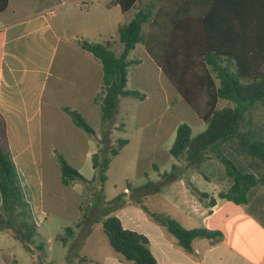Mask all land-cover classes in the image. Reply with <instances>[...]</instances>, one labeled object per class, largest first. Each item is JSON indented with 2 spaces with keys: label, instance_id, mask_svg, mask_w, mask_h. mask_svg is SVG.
Returning a JSON list of instances; mask_svg holds the SVG:
<instances>
[{
  "label": "crops",
  "instance_id": "obj_1",
  "mask_svg": "<svg viewBox=\"0 0 264 264\" xmlns=\"http://www.w3.org/2000/svg\"><path fill=\"white\" fill-rule=\"evenodd\" d=\"M258 1L261 3L263 0H246V3L257 4ZM211 2L138 0L136 7L125 13L119 5L114 4V0H0V116L5 127L3 145L15 163L38 229L48 219L47 202L53 204L55 199L59 200L60 193L55 186L58 188L62 184L57 160L60 148L67 150L66 154L60 155L87 180H91L94 176L92 156L99 147L107 148L117 140L124 139L128 143L114 159L132 149L139 150L140 159L141 151L146 147L152 149L154 154L158 147L169 150L178 126L186 123L184 118L171 114L172 119L162 115L153 123L141 124L140 117L155 106L157 97L132 86L128 89L144 94V99L121 98L110 133L102 138L101 109L95 98L102 88L103 66L82 48L81 42H110L119 55L123 49L118 39L119 26L131 21L140 10L151 8L152 21L159 19L155 38L164 40V45L173 30V38L180 41L171 42L180 44L184 52L205 50L208 43L204 38L211 40L215 50L236 51V29L231 30L229 24L226 31L221 30V15L209 13ZM245 19L248 22L245 34L249 38L260 37V41L264 34L263 16L250 15ZM148 29L149 24H145L144 32L147 33ZM246 46L247 51L263 50L262 43L259 46L255 43ZM136 52L141 53L144 59L134 58L140 60L135 67L140 69L148 61L166 79L169 88H164L165 102L169 104L172 98L175 110L180 112L187 109L197 115L148 54L145 46L137 44L132 53ZM135 101L140 104L135 105ZM64 107L80 112L88 123L92 117L96 119V136H89L78 128L63 111ZM99 140L102 141L101 145H98ZM87 162H91L90 175L84 172ZM137 163L132 162L133 165ZM110 168L111 165L107 172L108 180ZM218 183L213 193H207L208 198L194 200L192 207L203 218L205 226L220 231L222 238L196 239L191 252L179 246L160 228L154 226L147 231V223L142 220L140 209L132 210L133 214H138L135 226L127 227L120 220L125 228L148 237L158 264H264V185L254 189L255 200L250 199L246 205H236L218 198V194L226 192L231 183L227 188L219 180ZM124 192L127 193L126 190ZM212 198L215 201L213 206L209 205ZM1 202L0 194V206ZM94 209L90 206V210ZM90 215L91 211L87 229L100 227V218H90ZM210 222H213V227H210ZM128 226H131L130 223ZM83 229L85 226L79 229L82 236L80 247L86 239ZM0 233L9 235L7 232ZM0 250L9 252L10 248L1 246ZM86 257L89 258L88 262L102 264L97 257ZM74 258L71 253L67 254L66 264H71ZM74 260L78 261L77 258ZM46 261L55 264L52 259L46 258ZM104 262L127 264L115 256ZM0 264H4L1 258Z\"/></svg>",
  "mask_w": 264,
  "mask_h": 264
},
{
  "label": "trees",
  "instance_id": "obj_2",
  "mask_svg": "<svg viewBox=\"0 0 264 264\" xmlns=\"http://www.w3.org/2000/svg\"><path fill=\"white\" fill-rule=\"evenodd\" d=\"M137 2L138 0H114V4L119 5L125 13L135 8ZM209 9V13L221 15V30L226 31L229 24L231 30L236 29V51L215 50L211 40L204 38L208 43L205 50L184 52L180 44L171 42L180 41L173 38V30L164 45V40L162 42L155 38L159 19L152 21L151 8L140 10L131 21L119 26L118 39L123 47L119 55L110 42L83 41L81 46L103 66V84L95 98L101 109L102 138H106L110 133V126L118 112L121 98L144 99V94L127 88L130 69L140 64V60L131 58V53L137 44H143L179 95L207 126L205 131L193 137L189 124L179 125L175 140L169 149L170 155L178 161L185 160L196 167L207 155H210L208 159L219 160L231 181V186L226 192H220L218 198L236 205H246L249 204L254 189L260 184L264 185V128L258 124L253 114L259 107L264 109V34L260 41V37L249 38L244 32L248 23L245 18L261 14L264 32V0L261 3L258 1L257 4L246 3V0H212ZM145 24H149L147 33L143 30ZM254 43L258 46L262 43L263 50L247 51L246 45ZM222 102L226 103L225 106H220ZM63 111L78 128L89 136H96V130L80 112L69 107H64ZM4 138L5 127L0 116V232L13 230L24 249L32 254L38 264L39 260L47 257V243L38 232L15 163L3 145ZM127 143V140L119 139L107 148H98L92 156L94 176L91 180H87L62 155L57 154L62 184L72 186L81 183L92 190L94 183L99 179L104 185L108 180L107 172L113 158L120 154ZM101 144L102 141L99 140L98 145ZM153 167L158 170L156 165ZM177 169L178 166L173 165L172 170ZM162 177L173 180L168 172L163 173ZM127 185L129 190L131 185ZM151 186L155 184L149 181L135 190L140 191ZM195 192L201 200L208 198L207 193ZM123 195L107 203H115ZM214 203L212 198L209 205L213 206ZM89 207L90 205L86 209L81 207L82 219L76 224V229L88 224ZM154 220L177 240L179 246L189 252L192 251L196 239L222 238L220 231L207 228L186 229L176 219L165 214H155ZM99 223L110 246L121 255L125 263L158 264L146 235L125 228L117 216H108ZM64 231L65 235H58L56 239L63 246L69 247L75 239L76 230L75 227L69 226ZM76 258L81 263L89 261L88 257L79 254H76Z\"/></svg>",
  "mask_w": 264,
  "mask_h": 264
},
{
  "label": "rangeland",
  "instance_id": "obj_3",
  "mask_svg": "<svg viewBox=\"0 0 264 264\" xmlns=\"http://www.w3.org/2000/svg\"><path fill=\"white\" fill-rule=\"evenodd\" d=\"M131 58L144 59L139 52L132 53ZM132 86L141 91H149L157 97L155 106L146 115L140 117L139 122L141 124L153 123L162 115L172 119L169 115L175 114L178 118H184L185 122L190 125L193 137L205 131L206 123L199 116L190 113L187 109L185 111L180 110V112L175 110L176 106L172 98H170L169 104L165 102L163 92L165 87L169 88V85L166 79L159 74L158 68L153 63L145 61L140 69L137 67L130 69L127 88ZM134 104L138 105L140 102L135 101ZM225 104L222 103L221 106H225ZM184 108L186 107L184 106ZM253 114L258 124L264 128V109L259 107L254 110ZM89 121L94 129L98 128L96 119L92 117ZM152 151V149L146 147L141 151L140 159L138 149L128 150L117 159H114V157L113 162L110 164L108 182L102 185L97 179L92 190L86 187L83 188L81 183L72 186L59 184L58 188L55 186V190L60 193L59 200L55 199L53 204L47 202L48 219L38 229V232L47 243L46 258L54 260L55 264H66V257L69 253L73 257H76V254L94 256L100 259L102 264H105L104 260L110 257L121 258V255L117 254L110 246L101 226L87 229L90 225H85L83 230H85L86 239L82 244L83 246H79L82 236L80 230L76 229V224L77 221L80 222L82 219L81 207L86 209L88 205L95 208V211H92L89 207V213L91 211L90 218L99 217L102 220L108 216H117L127 227L135 226L138 221V214H133L132 210L140 209L142 220L147 223L145 227L147 231H150L154 226L160 228L174 242H177V240L154 220L155 214L161 213L176 219L186 229H210L207 225L205 226L203 218L199 216L198 212H195L192 205L194 200H201L195 191L211 194L218 187V180L224 188L229 186L231 182L226 176L222 163L217 159H208L210 155H207V158L196 167L185 160H176L165 148L158 147L156 154ZM224 151L229 154L227 150ZM62 153L66 154L67 150L60 148L57 154ZM133 161L138 163L133 165ZM152 164H156L158 170H155ZM173 165H177L178 169L173 171ZM91 169V162H87L84 166L85 174L90 175ZM165 172L170 173L173 178L172 181H169L171 179L169 177H162ZM149 181L153 182L155 186L140 191L135 190ZM127 183L131 185L129 190L127 189ZM125 190L127 193L124 192ZM124 193L125 195H123ZM120 195L123 196L115 203H107ZM255 195V193H252L251 199L255 200L257 198ZM80 204L81 214L79 213ZM129 223L131 226H128ZM213 225V222H210V227H213ZM68 226L75 227L76 230L75 239L70 243L69 249L64 248L56 239L58 235H65L64 229ZM5 232H9L10 236L1 235L0 233V247H9L10 250L9 252L0 250L2 262L4 264H37L32 254L24 249L17 234L13 230H5ZM46 258L39 260L38 264H52L46 261ZM74 259L70 262L71 264H98L96 262L81 263Z\"/></svg>",
  "mask_w": 264,
  "mask_h": 264
}]
</instances>
